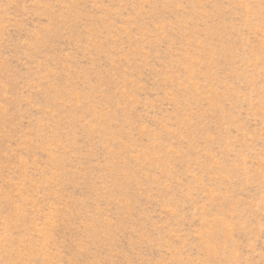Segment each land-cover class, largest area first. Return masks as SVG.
I'll return each mask as SVG.
<instances>
[{
	"label": "rangeland",
	"instance_id": "1",
	"mask_svg": "<svg viewBox=\"0 0 264 264\" xmlns=\"http://www.w3.org/2000/svg\"><path fill=\"white\" fill-rule=\"evenodd\" d=\"M0 264H264V0H0Z\"/></svg>",
	"mask_w": 264,
	"mask_h": 264
}]
</instances>
